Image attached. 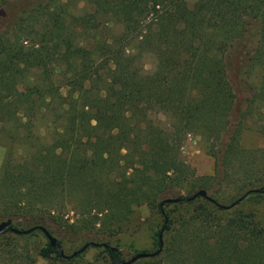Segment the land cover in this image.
<instances>
[{
    "label": "trees",
    "instance_id": "16d2710c",
    "mask_svg": "<svg viewBox=\"0 0 264 264\" xmlns=\"http://www.w3.org/2000/svg\"><path fill=\"white\" fill-rule=\"evenodd\" d=\"M12 1L8 13L0 0V264H72L89 243L102 247L89 264H264V221L237 207L264 198V146L240 144L246 122L264 140V0ZM187 135L210 175L182 161ZM142 206L161 248L124 261L110 242ZM36 226L83 245L70 257L36 229L13 233Z\"/></svg>",
    "mask_w": 264,
    "mask_h": 264
},
{
    "label": "rangeland",
    "instance_id": "374dc122",
    "mask_svg": "<svg viewBox=\"0 0 264 264\" xmlns=\"http://www.w3.org/2000/svg\"><path fill=\"white\" fill-rule=\"evenodd\" d=\"M194 0H186L187 5L191 6ZM7 4L3 7L8 9V13L14 11V1L7 0ZM77 8L82 7V2L77 3ZM143 66L145 70L152 67V60L150 58H143ZM64 91H61L63 94ZM26 93V92H24ZM17 97L22 95L21 90H16ZM147 112L150 117L153 113L150 109ZM161 119H163L161 117ZM244 129L240 135V144L244 148H262L264 146L263 138L255 132V125L251 122H246ZM37 134L44 142H48L51 138V131L45 129L44 122L40 121L37 127ZM3 156V148L0 145V163ZM180 157L182 161L191 169L193 176H207L212 170V159L208 157L201 146L199 139L192 135H187L180 148ZM237 207L243 211H250L255 214L258 220L264 221V198H249L240 202ZM171 206L166 209H171ZM160 228V218L155 215L154 210L147 207L135 208L129 216L128 221L122 225L120 231L114 236L110 245L117 247L121 252V258L126 261L133 254L140 251L148 253L154 252L156 249L155 240L156 233ZM161 237V233H159ZM58 240L57 236H54ZM62 244L59 246L60 251L69 255L83 245L80 241H75L73 235L65 234ZM39 244L45 243V238L39 235L35 238ZM161 248V247H160ZM102 247L88 246L84 249L82 256L75 260L72 264H86L92 263L93 260L102 255ZM36 264H46L40 260ZM139 264V263H136Z\"/></svg>",
    "mask_w": 264,
    "mask_h": 264
},
{
    "label": "water",
    "instance_id": "95a60500",
    "mask_svg": "<svg viewBox=\"0 0 264 264\" xmlns=\"http://www.w3.org/2000/svg\"><path fill=\"white\" fill-rule=\"evenodd\" d=\"M197 196H199V197H201V198H205L206 197V194H205V192L203 191V190H199V191H197L192 197H191V199H193V198H195V197H197ZM182 201H185V198H182L181 199ZM177 199H169V198H167V199H164V200H162V202L160 203V205H162V204H168V203H177ZM10 220L9 219H7V220H5V221H0V234L3 232V230L6 228V227H8L9 225H10ZM34 229H36V230H38V231H40L42 234H43V236H44V238L47 240V242L49 243V245L51 246V247H56V248H58V250L60 251V247L58 246V244H57V242H56V239L51 235V234H49L43 227H41V226H36V227H33V228H31V229H29V230H25V231H22V232H19V231H13V233L14 234H20V233H22V234H26V233H28L29 231H31V230H34ZM158 239H159V248L157 249V252H159L160 251V246H161V241H160V236H158ZM89 245L90 246H93V245H95L94 243H89ZM104 248L106 247L105 245H102ZM87 247V245H85V246H83L80 250H79V252H81V251H83V249L84 248H86ZM61 252V251H60ZM77 254V252H73L71 255H70V257H73V256H75ZM151 255H153V254H148V255H146V254H138V255H136L135 257H132L129 261H126V262H123L122 264H130L131 262H134L136 259H141V258H144V257H146V256H151Z\"/></svg>",
    "mask_w": 264,
    "mask_h": 264
}]
</instances>
